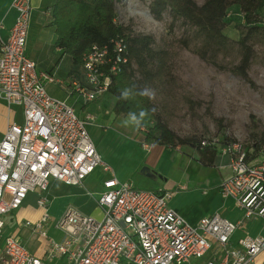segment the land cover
I'll return each instance as SVG.
<instances>
[{
  "label": "built area",
  "instance_id": "obj_1",
  "mask_svg": "<svg viewBox=\"0 0 264 264\" xmlns=\"http://www.w3.org/2000/svg\"><path fill=\"white\" fill-rule=\"evenodd\" d=\"M32 1L14 0L17 18L9 40L0 47V99L20 109L23 117L0 137V264H47L18 237L5 235V218L31 193L47 208L45 195L52 181L81 188L100 167L112 174L97 198L101 219L69 207L55 223L64 235L61 241L49 237L47 217L25 224L49 240V258L65 256L71 264H191L211 253L203 264H258L264 237L246 236L232 243L242 223L214 214L193 226L171 208L172 193L137 189L116 177L90 135L93 115L81 116L68 101L51 95L47 85L57 84L56 76L38 71L27 54ZM126 53L122 40L115 43L112 55L108 46L90 48L82 66L85 83L74 86L85 104L108 93L112 77L128 63ZM227 150L232 175L222 182L221 196L233 199L247 219L264 221V159H251L237 147Z\"/></svg>",
  "mask_w": 264,
  "mask_h": 264
},
{
  "label": "crops",
  "instance_id": "obj_2",
  "mask_svg": "<svg viewBox=\"0 0 264 264\" xmlns=\"http://www.w3.org/2000/svg\"><path fill=\"white\" fill-rule=\"evenodd\" d=\"M13 2L14 0H0V47L9 40L11 29L17 18V14L12 8ZM56 2L57 0L32 1L33 12L27 54L36 63L38 71L56 76L58 83L47 85V90L51 95L68 101L81 116L88 113L93 115L94 121L88 125L90 135L104 162L114 169L116 177L122 182L132 183L137 189L172 193L171 208L193 226L198 225L202 218L214 214L221 215L234 223H242L232 239L233 245H236L246 235L264 237L263 232L251 235L243 231L251 222L259 218L247 219L245 211L239 208L233 199H223L221 196L222 182L232 175V155L227 149L218 150L216 163L213 167H204L192 150L191 154H185L182 148L169 149L153 145L146 147L143 143L144 133L142 137L134 132L126 133L114 130L117 142L114 145V163L111 161L110 156L103 147H100L99 142L102 138L107 137L106 132L112 134V130L107 128L112 123L116 125L123 121L131 122L132 125L135 123L126 119V116H115L113 109L116 98L109 92L89 104H85L83 99L74 92L75 84L85 83L86 77L83 68L76 66L72 59L63 54L62 50L56 46V29L51 25L53 21L52 7ZM229 17L237 23L243 22V14L238 7H234L230 11ZM235 22L230 28L233 29ZM232 38H237V35ZM111 111L114 117H111ZM22 121L21 110L10 108L5 101L0 99V137L6 133L11 123H21ZM122 151L134 152L139 156L137 161L132 163L130 171L124 169L128 165H125L120 159ZM144 165L149 169V172L142 173ZM111 176L110 172H105L100 167L84 182L81 188L69 187L62 182L52 181L45 195L48 203L47 208H41L38 205V195L31 193L19 209L18 215L27 213L34 217V220H26V222H38L47 217L48 234L50 227L55 226V223L64 216L71 206L87 215L101 219L103 212L96 207L97 198L103 191V183ZM182 187L184 189H181ZM89 207H92L90 212L84 210ZM95 208L101 213L99 217L95 216ZM5 235L18 237L15 233H6ZM63 237L62 234V239ZM45 240V249L38 257L43 258L47 264H71L65 256L49 258L47 254L49 240ZM263 258L264 255L261 259Z\"/></svg>",
  "mask_w": 264,
  "mask_h": 264
},
{
  "label": "trees",
  "instance_id": "obj_3",
  "mask_svg": "<svg viewBox=\"0 0 264 264\" xmlns=\"http://www.w3.org/2000/svg\"><path fill=\"white\" fill-rule=\"evenodd\" d=\"M120 1L57 0L52 7L51 24L56 29V46L76 66L83 68L84 56L92 46H108L112 55L115 43L122 40L127 47L128 63L112 77L108 91L116 98L115 116L130 117L129 113H134L139 119L140 111H145L147 115L141 125L151 122L144 133L145 145L169 149L187 147L204 167H213L218 156L214 144L197 137L177 136L156 112L152 100L137 94L140 88L151 86L157 80L161 82L171 64L167 58L169 54L156 48L153 36L135 33L116 22V6ZM234 7L241 10L242 23L229 17ZM149 9L158 21L167 15L172 26L181 23L185 28L179 41L182 47L206 63L251 83L249 70L256 41L264 36V0H205L202 4L196 0H150ZM233 22L237 38L226 32ZM125 89L129 92L127 99L121 96ZM260 143L264 146V139H260Z\"/></svg>",
  "mask_w": 264,
  "mask_h": 264
},
{
  "label": "rangeland",
  "instance_id": "obj_4",
  "mask_svg": "<svg viewBox=\"0 0 264 264\" xmlns=\"http://www.w3.org/2000/svg\"><path fill=\"white\" fill-rule=\"evenodd\" d=\"M196 1L202 4L205 0ZM149 4L150 0H121L116 6V22L135 33L153 36L156 48L169 54V73L164 75L161 82L157 80L148 86L154 91L151 100L156 112L161 114L164 122L179 137H197L214 144L218 150L227 147L234 150L237 147V150L248 153L251 159H264V146L260 143V139H264V36L256 41L255 56L249 70L250 83L206 63L191 50L182 47L179 41L185 28L179 22L172 26L167 15L161 21L156 20L150 12ZM226 32L236 37L232 28ZM113 115L111 111V117ZM126 119L131 121V117L126 116ZM144 123L138 126L124 121L110 124L107 129L112 130V134L106 132L107 137L99 142L113 163L114 145L117 142L113 131L142 135L151 125L149 121ZM182 150L185 154H191L187 147ZM138 157L134 152L122 151L120 159L128 165L124 169L130 171ZM90 208L84 210L90 212ZM95 210V216L99 217L100 211ZM19 211L5 218V234H17L28 250L40 256L46 240L24 226L26 220H34V217L27 213L18 215ZM243 231L251 235L264 233V221L256 219ZM49 237L61 241L62 233L56 232L53 225ZM261 257L258 264L263 260ZM210 258L211 253H208L202 260L192 259L191 264L207 263Z\"/></svg>",
  "mask_w": 264,
  "mask_h": 264
},
{
  "label": "clouds",
  "instance_id": "obj_5",
  "mask_svg": "<svg viewBox=\"0 0 264 264\" xmlns=\"http://www.w3.org/2000/svg\"><path fill=\"white\" fill-rule=\"evenodd\" d=\"M140 96H147L150 99L154 97V91L150 89L149 87L145 86L143 88H140L138 93ZM122 98L127 99L129 97V92L127 89H125L121 93ZM147 115L145 111H140L139 113V119H137L136 115L134 113H129V116L131 117V120L138 126L141 122V120Z\"/></svg>",
  "mask_w": 264,
  "mask_h": 264
},
{
  "label": "water",
  "instance_id": "obj_6",
  "mask_svg": "<svg viewBox=\"0 0 264 264\" xmlns=\"http://www.w3.org/2000/svg\"><path fill=\"white\" fill-rule=\"evenodd\" d=\"M146 172H149V169L145 167V168L142 170V173H146Z\"/></svg>",
  "mask_w": 264,
  "mask_h": 264
}]
</instances>
